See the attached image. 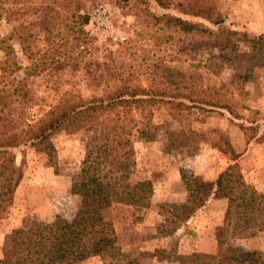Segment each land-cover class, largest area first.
Instances as JSON below:
<instances>
[{"label":"rangeland","instance_id":"rangeland-1","mask_svg":"<svg viewBox=\"0 0 264 264\" xmlns=\"http://www.w3.org/2000/svg\"><path fill=\"white\" fill-rule=\"evenodd\" d=\"M169 3L162 8L153 0H0V95L8 96L15 88L29 92L25 112L30 119L65 93L83 97L100 93L103 82L113 74L145 86L161 75L183 95L194 92L196 96L203 90L213 96L217 91V97L229 106H193L175 116L163 107L151 109L156 138L135 144L136 167L131 178L132 183L152 182L150 205L144 209L114 204L108 210L128 264H179L178 256L216 254L215 232L223 224L225 201L211 199L175 233L169 232L161 215L166 208L160 212L159 207L185 203L189 198L186 183L195 176L214 181L233 157L247 183L253 186L251 180L264 177V143L256 141L255 128L264 125V67L247 64L251 78L241 83L213 58L218 51L212 40L202 35L183 37L172 29L154 26L148 14L172 15L216 29L190 15L186 1ZM215 3L226 27L264 35V0ZM99 7L111 13L105 31L90 24L92 12ZM79 15L89 17L88 24L81 25ZM15 99L11 96L5 101L16 107ZM211 129L222 131L214 136L223 140L231 154H221L206 141L193 155L166 152L169 132L193 130L210 135ZM90 135L85 131L55 135L53 161L30 148L25 150L23 179L11 208L0 220V258L4 237L13 229L51 222L57 216L74 218L80 197L71 193V182L80 171ZM16 154L20 161L21 153ZM227 246L257 251L264 257V231L252 238L229 236ZM81 264L103 262L92 257Z\"/></svg>","mask_w":264,"mask_h":264},{"label":"trees","instance_id":"trees-1","mask_svg":"<svg viewBox=\"0 0 264 264\" xmlns=\"http://www.w3.org/2000/svg\"><path fill=\"white\" fill-rule=\"evenodd\" d=\"M153 1L162 8L170 6L169 0ZM184 1L189 4L190 15L216 29L172 15L148 14L153 25L172 29L183 37L202 35L212 40L218 51L213 58L220 60L221 66L233 72V78L241 83L251 78L247 64L264 67L263 34L252 36L226 27L215 0ZM79 18L81 25L88 24L89 17L79 15ZM103 83L100 93L88 97L65 93L32 119L25 112L29 92L15 88L8 96L0 95V220L11 208L23 179L27 148L53 161L55 135L79 131L91 134L85 144L80 171L71 182V193L80 197L74 218L66 220L57 216L51 222L13 229L2 242L0 264H81L92 257H98L103 264H128L108 210L114 204L144 209L150 205L152 182L144 179L132 183L131 178L136 167L135 144L156 138L151 109L163 107L171 116L193 106L229 109L217 97V91L213 96L203 90L196 96L194 92L183 95L161 75L147 81L146 86L139 80L117 79L116 74ZM11 96L16 97V107L5 101ZM255 128L258 129L256 141L264 143V125ZM208 133L171 131L167 135L166 152L185 151L193 155L200 143L206 141L221 154H231L223 140L214 136L222 131L211 129ZM16 151L22 155L20 161ZM186 188L189 198L185 203L159 207L160 212L166 208L161 215L170 233H175L211 199L224 200L226 209L223 224L215 232L218 252L178 256L179 264H264L260 252L225 247L229 236L252 238L264 231V191L258 192L246 182L237 158H231L214 181L195 176L186 183Z\"/></svg>","mask_w":264,"mask_h":264},{"label":"built area","instance_id":"built-area-1","mask_svg":"<svg viewBox=\"0 0 264 264\" xmlns=\"http://www.w3.org/2000/svg\"><path fill=\"white\" fill-rule=\"evenodd\" d=\"M110 18V10L106 7H99L92 12L90 24L95 27L96 30L105 31L109 27Z\"/></svg>","mask_w":264,"mask_h":264},{"label":"crops","instance_id":"crops-1","mask_svg":"<svg viewBox=\"0 0 264 264\" xmlns=\"http://www.w3.org/2000/svg\"><path fill=\"white\" fill-rule=\"evenodd\" d=\"M251 182H253V187L258 191V192H262L264 191V177H262V179L254 181L251 180ZM224 201V200H221Z\"/></svg>","mask_w":264,"mask_h":264}]
</instances>
